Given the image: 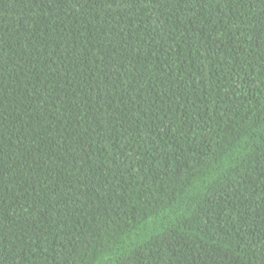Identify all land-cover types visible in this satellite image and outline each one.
<instances>
[{
  "label": "trees",
  "instance_id": "trees-1",
  "mask_svg": "<svg viewBox=\"0 0 264 264\" xmlns=\"http://www.w3.org/2000/svg\"><path fill=\"white\" fill-rule=\"evenodd\" d=\"M0 264H264V0H0Z\"/></svg>",
  "mask_w": 264,
  "mask_h": 264
}]
</instances>
